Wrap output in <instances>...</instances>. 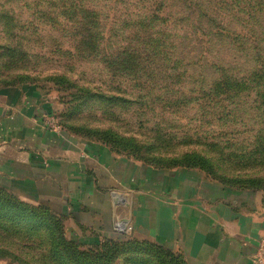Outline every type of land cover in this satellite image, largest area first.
I'll return each instance as SVG.
<instances>
[{"label":"rangeland","instance_id":"obj_1","mask_svg":"<svg viewBox=\"0 0 264 264\" xmlns=\"http://www.w3.org/2000/svg\"><path fill=\"white\" fill-rule=\"evenodd\" d=\"M138 1L0 0V88L15 87L39 98L48 116L47 127L59 128L84 148L100 143L160 169H188L166 168L170 160L187 153L207 157L213 169H196L259 208L264 200V102L256 95L259 88L255 83L249 86L250 91L209 94L213 73L206 72L205 66L213 61L196 23L184 26L182 20L169 22L168 33L171 29L170 34L182 35L187 29L190 37L173 46L166 40L168 48L162 52L171 63L163 64L146 52L134 53L132 61L149 59L145 67L153 70V78L151 73L142 76L138 71L126 75L102 60L127 43L126 21L138 12ZM232 2L214 0L211 8L227 29L225 34L242 36L251 44L264 24L258 28L238 20ZM84 9L101 15L104 40L98 58L74 54V32L80 27L76 15ZM175 10L179 9L168 7L159 14L166 17ZM241 44L236 46L243 48ZM245 53L242 58H246ZM174 58L179 62L173 72ZM238 61L240 70L234 75L242 79L246 74L244 60ZM83 93L85 99L80 98ZM116 96L118 100L112 101ZM195 174L192 177H200ZM158 175L163 176L162 172ZM197 178H192L193 182ZM5 206L7 210L0 205V214L5 217L0 218V249H6L1 264H73L59 244L62 235L82 251L95 252L96 246L107 241L122 244L111 264H159L153 252L130 246L136 241L157 243L135 237L131 223L124 222L119 213L99 221L48 214L38 218L44 214L37 207L13 206L8 201ZM119 212L125 214L126 209ZM118 222H124L123 229L117 228Z\"/></svg>","mask_w":264,"mask_h":264},{"label":"crops","instance_id":"obj_2","mask_svg":"<svg viewBox=\"0 0 264 264\" xmlns=\"http://www.w3.org/2000/svg\"><path fill=\"white\" fill-rule=\"evenodd\" d=\"M47 119L36 96L0 88V188L64 218L119 213L135 237L189 264H253L264 238V200L252 207L199 169L155 168L100 143L84 148L48 128Z\"/></svg>","mask_w":264,"mask_h":264},{"label":"trees","instance_id":"obj_3","mask_svg":"<svg viewBox=\"0 0 264 264\" xmlns=\"http://www.w3.org/2000/svg\"><path fill=\"white\" fill-rule=\"evenodd\" d=\"M138 2L136 4L138 12L132 14L126 21L129 29V33L125 38V42L127 43L121 45L120 50L117 49L108 56H104V59L102 58L109 68L124 72L126 75L128 72L133 73L135 71L141 72L142 76L151 73L149 77L153 78V70L146 71L145 67L146 63L150 64L149 59L142 57L143 59L139 60L137 57V60L132 61L134 53L137 55L138 52H146L147 56L152 54V56L162 61L163 64L171 63L162 52V48H168L166 40H169V45L173 46L175 42H182L184 39H190V37L189 32H187L189 30L187 29L182 30V35L178 33L170 34L171 29L168 33L166 28H169V22H171V19L175 21L182 20L184 21V26H188L189 24L187 23H196V26L200 28L199 33L206 37L209 44L206 52L213 61L211 65L207 61V65L205 66L206 72L213 73L211 86L208 88L209 94L250 91L249 86L255 83L256 87L259 88L256 95L260 96L263 100L262 102H264V29L259 33V36L253 39L251 43L253 45L251 46L249 42H244L245 38L242 36L235 37L225 34L224 31L227 29L215 17V8H211L214 0H139ZM231 6L239 16L238 20L243 19L247 24L252 23L258 28L264 24V0H233ZM168 7L178 8L179 10L168 12V16L166 17L159 14ZM80 11L81 13L76 15L80 27L74 32L77 37L76 53L74 54L80 57L89 55L93 58H98L101 56V43L104 40V31L100 22L101 15L96 10L84 9ZM233 17L237 16L234 14ZM179 32L182 33L180 29ZM237 43H242L241 46L243 48L237 47ZM135 47L138 48L136 49ZM85 48L88 50H84ZM240 51L241 54H238ZM244 51L246 52V58H242L241 56L242 54L244 55ZM238 58L244 60L243 70L246 74L242 79H238L234 75L235 71L240 70ZM230 61L233 63L229 64ZM178 62V59L174 58L175 65L171 67L173 72L177 70L176 64ZM216 62L217 64L220 62L223 64L217 65L215 64ZM222 65H224L223 68ZM82 92L91 93L88 89H83ZM84 95L83 93L80 98L85 99ZM118 98L116 96L112 101H117ZM169 167L199 168L204 172H209L213 169L211 161L207 157L191 153H187L181 158L170 160L166 168ZM0 201H2L0 205L3 206L4 210H7L5 202L7 203L8 201L13 206L15 204L17 206L37 207L38 211L44 214L38 216V218H46L47 214L62 218L49 207L24 202L2 188H0ZM0 218L5 217L3 214H0ZM31 218H37V216L32 215ZM60 218L56 219L61 222ZM58 228L61 230V227ZM63 236H60L59 244L67 256V261L73 264H111L116 253L123 247L118 242L107 241L100 244V246H96L93 249L96 250L95 252L92 250L82 251L77 243L68 241ZM130 246L153 252L157 256L159 264H187L181 253H174L152 242L136 241L131 243ZM1 250H3V253ZM5 252L6 249H0V257L6 256Z\"/></svg>","mask_w":264,"mask_h":264},{"label":"built area","instance_id":"obj_4","mask_svg":"<svg viewBox=\"0 0 264 264\" xmlns=\"http://www.w3.org/2000/svg\"><path fill=\"white\" fill-rule=\"evenodd\" d=\"M51 120H54V118L52 117ZM117 225H118L117 228L119 229L124 228L121 222H118ZM252 262L253 264H264V241L258 243Z\"/></svg>","mask_w":264,"mask_h":264},{"label":"bare ground","instance_id":"obj_5","mask_svg":"<svg viewBox=\"0 0 264 264\" xmlns=\"http://www.w3.org/2000/svg\"><path fill=\"white\" fill-rule=\"evenodd\" d=\"M122 224H124V222Z\"/></svg>","mask_w":264,"mask_h":264}]
</instances>
